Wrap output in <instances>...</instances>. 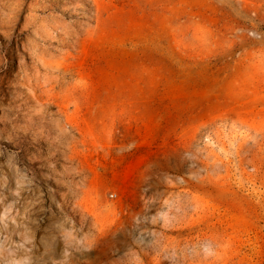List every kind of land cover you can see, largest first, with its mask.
Wrapping results in <instances>:
<instances>
[{
    "label": "rangeland",
    "instance_id": "374dc122",
    "mask_svg": "<svg viewBox=\"0 0 264 264\" xmlns=\"http://www.w3.org/2000/svg\"><path fill=\"white\" fill-rule=\"evenodd\" d=\"M0 264H264V0H0Z\"/></svg>",
    "mask_w": 264,
    "mask_h": 264
}]
</instances>
